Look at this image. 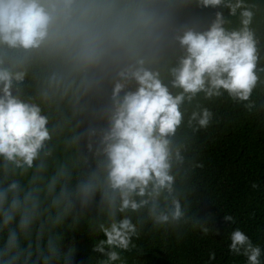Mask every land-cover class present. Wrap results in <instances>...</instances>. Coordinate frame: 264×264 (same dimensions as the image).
<instances>
[{
    "label": "clouds",
    "instance_id": "obj_1",
    "mask_svg": "<svg viewBox=\"0 0 264 264\" xmlns=\"http://www.w3.org/2000/svg\"><path fill=\"white\" fill-rule=\"evenodd\" d=\"M198 3L239 10V28H225L222 12L206 30L190 27L182 0H0V264H72L65 232L98 195L108 217L93 249L107 257L99 264L118 260L112 249L127 250L136 234L117 213L150 204L157 224L182 217L179 201L170 214L159 205L182 161L172 146L182 104L198 93L248 101L259 80L252 7ZM174 43L183 52L173 64ZM30 77L35 94L23 99ZM42 106H54V125ZM211 118L202 109L189 123L204 128ZM230 241L247 264H261L260 247L241 230Z\"/></svg>",
    "mask_w": 264,
    "mask_h": 264
},
{
    "label": "trees",
    "instance_id": "obj_2",
    "mask_svg": "<svg viewBox=\"0 0 264 264\" xmlns=\"http://www.w3.org/2000/svg\"><path fill=\"white\" fill-rule=\"evenodd\" d=\"M182 3L181 22L197 30H206L216 12H222L228 21L225 28L240 26L239 10L231 16L223 6L204 8L198 0ZM244 3L254 11L250 27L258 41L256 87L248 101L234 100L227 93L212 98L198 93L182 104L183 121L172 138L173 149L179 150L182 161L173 164V192L167 199L162 196L159 205L170 214L172 201L177 200L183 215L179 220L170 218L167 223L157 224L150 214V204L135 212L117 213L116 220L129 217L137 231L127 250L112 249L120 257L112 264H247L246 256L229 250L230 235L236 229L248 236L253 246L260 247L259 259L264 264V71H260L264 69V0ZM182 52L174 43L167 56L174 64ZM169 80L164 75L166 84ZM34 85L31 77L26 79L23 99L34 96ZM169 88L174 94L179 91L170 84ZM42 107L50 117V126L54 125V106ZM202 109L212 113L204 128L196 121L189 123L192 113ZM79 119L76 117L73 123ZM84 150L81 143L80 151ZM226 215L233 220L225 221ZM101 223L107 226L108 217L98 195L97 202L83 212L74 228L65 232L64 250L74 248L72 264H99L107 258L93 251L98 240L104 239L99 231ZM204 228L208 229L206 233ZM210 253L215 254L214 259L209 258Z\"/></svg>",
    "mask_w": 264,
    "mask_h": 264
}]
</instances>
